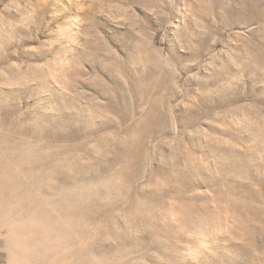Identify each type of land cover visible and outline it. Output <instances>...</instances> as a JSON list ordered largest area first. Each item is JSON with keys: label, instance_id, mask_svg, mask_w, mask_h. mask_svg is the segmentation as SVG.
<instances>
[{"label": "rangeland", "instance_id": "374dc122", "mask_svg": "<svg viewBox=\"0 0 264 264\" xmlns=\"http://www.w3.org/2000/svg\"><path fill=\"white\" fill-rule=\"evenodd\" d=\"M0 264H264V0H0Z\"/></svg>", "mask_w": 264, "mask_h": 264}]
</instances>
